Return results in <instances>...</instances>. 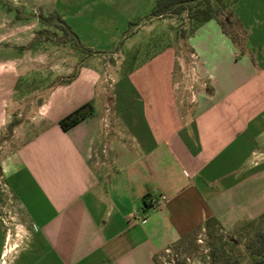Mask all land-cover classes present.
Instances as JSON below:
<instances>
[{
	"label": "crops",
	"instance_id": "crops-1",
	"mask_svg": "<svg viewBox=\"0 0 264 264\" xmlns=\"http://www.w3.org/2000/svg\"><path fill=\"white\" fill-rule=\"evenodd\" d=\"M5 1L0 52L16 58L0 105L23 99L18 80L35 65L36 33L51 26L40 16L58 15L92 55L116 52L129 32L157 24L148 18L155 0ZM232 8L246 35L241 48L215 19L187 38L199 74L188 104L176 81L181 54L171 43L128 72L136 115L104 111L110 98L101 70L83 62L62 70L40 100L26 97L34 111L15 126L25 138L0 165L23 237L9 241L0 217V264H158L161 252L210 217L231 231L264 213V0H236ZM86 103L85 117L61 128ZM133 211L140 221H129Z\"/></svg>",
	"mask_w": 264,
	"mask_h": 264
},
{
	"label": "rangeland",
	"instance_id": "rangeland-1",
	"mask_svg": "<svg viewBox=\"0 0 264 264\" xmlns=\"http://www.w3.org/2000/svg\"><path fill=\"white\" fill-rule=\"evenodd\" d=\"M233 4L234 2L224 8V13H227L230 23L225 34L233 39L238 48H241L246 35L243 26L233 15ZM53 15L47 17H51L50 21L55 23L56 19ZM148 18H151L150 22L157 20V24L153 27H148L146 24L140 25L139 28L134 29L137 30L136 32H129L128 39L122 41L118 50L112 53L97 51L94 55L88 52L83 53L77 42L69 39V37H67L63 46L59 45L57 42H60V40L57 33L62 35V31L54 25H51L49 30L37 32L32 46L34 55L31 62L35 65L31 71L26 73L27 75L24 73V76L18 80L20 87H18L19 91L16 95L23 99L18 103L9 105L2 102L0 105L1 121L3 123L0 128V165L13 157L19 144L25 138L24 136H17L15 126L29 118V114L34 111L35 105L22 102L26 101V97H31V95L34 96L35 100H40L42 94L46 91L45 86L60 79L61 77L58 74L62 73V70H72L74 63H76L75 70L80 62L92 66L96 70H101L99 81L102 94L110 98V103L103 105L104 111L116 112L119 117H121V114L136 115L140 110V104L133 97L128 84V72L145 61L158 48H163L164 45L171 43L181 54L178 59L184 65L183 73L176 77V81L182 98H184L182 101L188 104V101L193 99L191 90L195 93L197 82L193 84L191 78L192 52L188 50L187 38L197 26V23L186 12L162 17H154L150 14ZM15 58L16 55L13 53L0 52V99L3 101L7 97L1 91L3 90L7 94L6 87L3 86H6L9 81L11 82L12 74L9 69L12 62L10 61H14ZM190 85H193L192 89H190ZM187 110L190 111V107ZM121 120L124 121L123 118ZM262 138V135H260L258 140L262 142ZM65 139L67 140V136ZM3 183L6 187L3 186ZM14 193L15 191L12 189L9 180L3 179L0 171V217L4 220L8 229L7 239L9 241H17L23 237V230L19 227L23 219L18 206L9 195H14ZM8 209H12L16 215H13L12 211L9 214ZM248 221L239 222L231 231H223L217 227L212 230L200 229L178 240L168 248L167 252H161L157 260L160 264H222L220 255L223 257L228 255L231 259L230 263L237 258L239 264H245L247 260L245 244L254 233L264 232V217L254 223ZM231 239L238 242V247L231 246L229 243Z\"/></svg>",
	"mask_w": 264,
	"mask_h": 264
},
{
	"label": "trees",
	"instance_id": "trees-1",
	"mask_svg": "<svg viewBox=\"0 0 264 264\" xmlns=\"http://www.w3.org/2000/svg\"><path fill=\"white\" fill-rule=\"evenodd\" d=\"M235 1L236 0H155L153 8L151 10V15L154 17H162L165 15H177L182 12H186L192 18V20L197 23V26L207 20L215 19L220 25L222 31L225 33L226 28L229 27L230 23L228 21L227 13H224V8ZM0 2L6 4L5 0H0ZM53 16L56 19L55 23H52L50 21L51 17L40 16L39 19L42 23L54 25L57 29L62 31V35L59 37V40H62L64 42L67 40V37H69V39H73L77 42L75 33L70 29L65 21L56 14H54ZM73 76L74 75L67 77V80H69ZM88 106L89 103L83 104L82 106L62 118L59 121V125L61 126V128L67 129L84 118ZM263 217L264 213H262L255 219L249 220L248 222L254 223ZM214 227L222 230L219 222L215 217H210L204 220V229L212 230ZM229 243L232 247H238V242H235L232 239L229 240ZM245 250L247 251V260L245 264H264V232L258 231L254 233L245 244ZM224 252L225 251L223 250V253ZM220 260L222 261V264H239V259L237 258L234 260V262L230 263L231 259L228 255H224V257L220 255Z\"/></svg>",
	"mask_w": 264,
	"mask_h": 264
},
{
	"label": "built area",
	"instance_id": "built-area-1",
	"mask_svg": "<svg viewBox=\"0 0 264 264\" xmlns=\"http://www.w3.org/2000/svg\"><path fill=\"white\" fill-rule=\"evenodd\" d=\"M191 78H192V82L193 84L195 82L198 81L199 78V74H198V61H197V55L195 53H191ZM193 88V85H190V89ZM193 93V90H191ZM193 95V94H192ZM163 200V197H159V199L157 200V202H160ZM134 220H141L140 218H138L136 216L135 211H133L132 215L129 218V221H134ZM165 251L167 252L168 249H165Z\"/></svg>",
	"mask_w": 264,
	"mask_h": 264
}]
</instances>
